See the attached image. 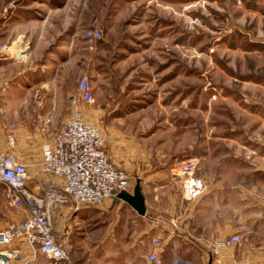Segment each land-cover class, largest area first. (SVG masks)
I'll use <instances>...</instances> for the list:
<instances>
[{
  "label": "rangeland",
  "instance_id": "rangeland-1",
  "mask_svg": "<svg viewBox=\"0 0 264 264\" xmlns=\"http://www.w3.org/2000/svg\"><path fill=\"white\" fill-rule=\"evenodd\" d=\"M237 17L235 0H0V125L15 122L12 151L27 165V187L43 185L42 150L66 110L59 100L58 115L44 124L48 88L42 83L64 93L83 72L93 87L85 119L99 126L131 191L138 177L154 184L161 179L152 173L167 170L173 186L164 192L184 198L172 166L187 158L196 160L197 176L205 165L215 169L212 183L244 181L249 159L242 146L264 126L256 127L254 97L238 94L242 79L228 63L229 49L218 45L219 38H241L231 28L241 25ZM244 18L252 27V18ZM89 26L102 32L93 49L83 35ZM0 192L4 228L21 209L7 204L2 184ZM83 220L79 229H89Z\"/></svg>",
  "mask_w": 264,
  "mask_h": 264
},
{
  "label": "crops",
  "instance_id": "crops-1",
  "mask_svg": "<svg viewBox=\"0 0 264 264\" xmlns=\"http://www.w3.org/2000/svg\"><path fill=\"white\" fill-rule=\"evenodd\" d=\"M235 9L240 14L236 21L241 25L233 24L231 28L242 39L219 38L218 45L220 50L229 49L231 59L228 63H232L235 66L233 69L240 72L239 77L238 74L234 77L242 79L237 93L255 98L252 103L256 107L251 111H254L252 113L257 119L256 127L263 128L264 0H235ZM246 15L252 18V27L245 26ZM224 16L228 19L227 15ZM57 64L52 68L54 75L60 69L56 68ZM50 65L49 62L44 64L43 71L49 72ZM42 85L44 89L48 88V111L44 124L49 123L51 115H58L59 100L65 104L66 110L62 114L65 121L70 113L69 101L74 86L62 93L56 85L52 89L49 82L46 84L43 81ZM0 141L2 148L7 149L3 137ZM52 142L53 138L49 144ZM242 147L249 159L246 162V179L212 183L210 173L215 169L211 170L205 165L198 173L205 183V189L194 200L186 199L184 194V198H180L164 192L173 186L167 170L152 173L151 177L155 180L161 179L154 184L146 182V178L140 182L142 177H138L146 207L144 215L138 214L118 197L105 199L97 207L91 206L89 212H80L84 206L75 207L70 200L58 202L51 214L52 228L70 248V259L67 263L57 264H146L152 238L162 241L160 254L163 264H264V131H256L254 137H250L249 146ZM38 176L44 183L30 188L31 191L43 195L53 185L56 192L60 190V178L44 174L40 169ZM13 207L21 209L18 211L19 218L13 219L11 213L9 219L12 220L8 222L19 220L24 215L23 206ZM83 219L89 222V229H79ZM232 235H238L240 242L224 243ZM5 247L20 249L21 254L13 264H22L32 257L34 264H56L39 250H30L27 244L16 241Z\"/></svg>",
  "mask_w": 264,
  "mask_h": 264
},
{
  "label": "built area",
  "instance_id": "built-area-1",
  "mask_svg": "<svg viewBox=\"0 0 264 264\" xmlns=\"http://www.w3.org/2000/svg\"><path fill=\"white\" fill-rule=\"evenodd\" d=\"M84 40L93 49L102 36L101 29L89 26L84 30ZM2 45L1 48H5ZM93 101L91 76L80 74L70 95V113L62 128L54 135L52 144L42 150L40 172L61 180L60 190L54 185L36 194L27 187L28 169L12 152L15 145V122L0 125L7 149L0 141V184L5 186L9 206H23L21 219L8 222L0 229V264H13L21 252L19 248L5 247L13 242L27 244L30 250H39L54 263L69 262L70 248L56 236L52 228V211L58 202L72 201L75 207H97L105 199L116 198L120 192H131L132 185L127 170L110 159L105 140L96 123L86 121L84 105ZM172 168L182 177L185 198L194 200L200 196L205 183L195 172L194 158L176 159ZM240 242L232 235L224 243ZM151 249L146 254V264H163L162 241L151 239ZM217 254V250L214 249ZM22 264H34V257Z\"/></svg>",
  "mask_w": 264,
  "mask_h": 264
},
{
  "label": "water",
  "instance_id": "water-1",
  "mask_svg": "<svg viewBox=\"0 0 264 264\" xmlns=\"http://www.w3.org/2000/svg\"><path fill=\"white\" fill-rule=\"evenodd\" d=\"M117 197L127 202L138 214H145V201L139 181L136 182L131 192H120Z\"/></svg>",
  "mask_w": 264,
  "mask_h": 264
}]
</instances>
